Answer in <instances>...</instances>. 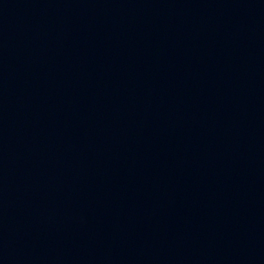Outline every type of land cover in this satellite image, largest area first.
I'll list each match as a JSON object with an SVG mask.
<instances>
[{
	"label": "water",
	"instance_id": "obj_1",
	"mask_svg": "<svg viewBox=\"0 0 264 264\" xmlns=\"http://www.w3.org/2000/svg\"><path fill=\"white\" fill-rule=\"evenodd\" d=\"M103 0H0V201L36 142Z\"/></svg>",
	"mask_w": 264,
	"mask_h": 264
}]
</instances>
